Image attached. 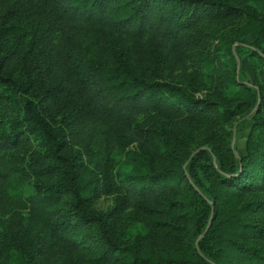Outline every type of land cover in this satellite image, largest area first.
I'll return each mask as SVG.
<instances>
[{
    "label": "trees",
    "instance_id": "obj_1",
    "mask_svg": "<svg viewBox=\"0 0 264 264\" xmlns=\"http://www.w3.org/2000/svg\"><path fill=\"white\" fill-rule=\"evenodd\" d=\"M253 1L0 0V212L11 204L27 207L26 230L42 220L71 243L76 227L95 228L103 239L98 263L264 264V223L254 217L264 211V84L239 79L235 60V53L245 54L261 77L264 0ZM231 15L243 17L238 32H221L222 41L204 58L206 73L217 76L214 98L149 78L105 37L146 38L148 59L156 61L196 39L201 18ZM257 100L242 152L231 146L230 124ZM59 105L60 118L53 120L49 111ZM155 108L203 117L205 132L184 159L164 121L144 122ZM73 141L82 151L69 149ZM122 157L132 164L117 168L123 195L116 208L144 206L160 236L187 241L188 250H142L138 241L116 239L107 215L87 209L85 199ZM30 177L34 188L26 193ZM251 192L260 194L244 197ZM66 193L71 199L60 214ZM15 247L24 263L34 264L21 242Z\"/></svg>",
    "mask_w": 264,
    "mask_h": 264
},
{
    "label": "rangeland",
    "instance_id": "obj_2",
    "mask_svg": "<svg viewBox=\"0 0 264 264\" xmlns=\"http://www.w3.org/2000/svg\"><path fill=\"white\" fill-rule=\"evenodd\" d=\"M226 1L235 5L254 3L253 0ZM242 22L243 17L235 15L201 18L194 26L196 39L184 41L174 54L159 57L156 61L148 59V49L150 47L149 42L145 40L146 38L135 39L121 33H109L105 34V37L111 44L121 50L125 57L130 59L126 53L132 55L134 68L144 71L149 78H165L175 84L187 86L190 92L197 97L207 96L214 98L218 92L214 81L217 76L206 73V60L204 58L219 45V38L222 41L221 32L236 34L238 26ZM28 34L30 38L29 31ZM242 38L246 41L249 40L248 35H244ZM235 47L236 43L233 46L234 52L236 51ZM235 54L237 77L245 80V82L259 80L264 84V69L260 70L261 77L256 78L249 66L248 57L245 54ZM215 62H217L216 58ZM255 109V105L250 107L247 112L244 111V113L232 119V124H230L232 136L233 131L235 132L234 140L231 136V142L233 141V144L242 152L244 151L246 135L252 122L251 115ZM59 110H61V105L56 111L50 109L49 113L51 115L49 116L53 120L59 119ZM142 118H144L146 124L153 125L160 122V120L164 121L166 123L165 128L170 134L169 137L179 146L183 159L199 139L197 134L202 128L205 132L203 117L189 116L186 113H169V111L155 108ZM69 149L77 153L82 151L79 142L77 144L74 141L69 143ZM193 153L194 151L192 150L189 156H192ZM188 160H184V166L187 165ZM131 162L130 160L126 161L122 157L112 168L106 170L101 180H99L96 192L87 194L88 197L85 199L87 209L107 215L111 233H113L115 238L127 243L138 241L142 250L158 254L163 250L179 247L183 250H188L189 243L187 241L161 237L153 227L155 217L144 206L133 204L120 212L116 208L118 201L123 195L118 185L117 168L119 167V171L121 169L127 170L131 167ZM33 188L34 179L30 177L25 182L24 189L26 193H30ZM257 193L259 192H251L245 194L244 197L256 196ZM70 199V193H66L61 197L58 205L60 214L68 208ZM69 217L72 223L79 224V219L75 215H69ZM254 217L259 222L264 223V211H258L254 214ZM30 219L32 218L28 208L18 207L17 204H11L8 211L0 212V260L5 261V264H29V262L24 263L25 261L16 253L15 245L18 242H21L24 249L35 259L34 264H124L120 260L97 262L96 257L102 246L101 240L103 239L99 238L95 228L89 230L87 226L79 224L80 226L76 227L77 240L75 243H71L72 240L69 236L67 237L65 233L58 234L56 231L53 232L51 224L44 223L42 220H36L31 231L26 230L24 225ZM188 221L186 220L185 222ZM16 222L21 223V226H23L21 227L22 230L17 229ZM210 222L211 218L208 219L207 224H210ZM201 235L202 232L192 242V246L195 248H197V240Z\"/></svg>",
    "mask_w": 264,
    "mask_h": 264
},
{
    "label": "water",
    "instance_id": "obj_3",
    "mask_svg": "<svg viewBox=\"0 0 264 264\" xmlns=\"http://www.w3.org/2000/svg\"><path fill=\"white\" fill-rule=\"evenodd\" d=\"M257 94H258V99H259V92L257 91ZM257 104H258V100H257V102H256V104H255V106H257ZM234 136H235V132L233 131V140H234ZM233 141L231 142V146L233 147Z\"/></svg>",
    "mask_w": 264,
    "mask_h": 264
}]
</instances>
